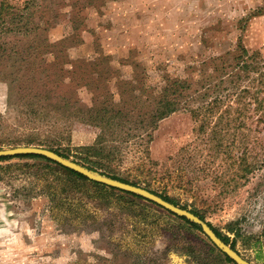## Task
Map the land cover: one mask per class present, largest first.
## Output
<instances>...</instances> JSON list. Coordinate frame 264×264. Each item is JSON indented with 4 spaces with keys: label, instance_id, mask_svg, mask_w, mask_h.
Wrapping results in <instances>:
<instances>
[{
    "label": "rangeland",
    "instance_id": "1",
    "mask_svg": "<svg viewBox=\"0 0 264 264\" xmlns=\"http://www.w3.org/2000/svg\"><path fill=\"white\" fill-rule=\"evenodd\" d=\"M6 1L18 11L29 6L31 30H0L6 144L51 141L20 117L27 101L124 108L139 120L163 78L210 73L203 62L240 40L264 61V0ZM196 126L189 113L172 114L153 133L149 153L128 149L121 169L144 162V187L202 211L244 259L264 264V166L240 180L226 154L210 158ZM96 137L78 125L72 145ZM134 201L139 206L95 197L41 158H1L0 264H234L200 230L145 199Z\"/></svg>",
    "mask_w": 264,
    "mask_h": 264
},
{
    "label": "trees",
    "instance_id": "2",
    "mask_svg": "<svg viewBox=\"0 0 264 264\" xmlns=\"http://www.w3.org/2000/svg\"><path fill=\"white\" fill-rule=\"evenodd\" d=\"M29 10L27 5L18 11L14 5L6 0L3 1L0 5V30L29 34L31 30L26 24L29 19L27 16ZM203 65L208 69L211 67V72L201 71L193 79L163 78V83L154 90L152 106L142 114L136 115L140 118L139 120L135 119L132 111L124 108L82 105L71 107L69 104L62 106L44 104L36 100L27 101L18 110L20 117L26 119L33 131L46 132L47 138L51 141H37L33 138L14 144L0 141V149L23 145L44 147L64 158H72L94 172L124 183L144 187L142 179L139 178V171L144 162L138 167L128 168L126 172L121 169L127 150L137 147L141 155L148 154L147 145L153 140V133L157 130L159 123L172 114L183 111L189 113L196 123L197 134L202 138L201 141L207 144L210 158L214 159L220 154H226V160L235 161L238 167V178L245 180L254 171L264 166V61L262 55L260 52H250L240 40L233 51L213 58L209 62L205 61ZM246 82L247 85H243ZM9 101L12 102L10 96ZM14 112L16 113L15 109ZM2 121L7 120L0 114V123ZM78 125L96 130L97 137L92 144L72 145L71 135L74 127ZM226 139H232L231 143L225 145ZM22 157L41 158L55 164L58 171L74 180L80 187H87L95 197L106 199L115 197L129 205L139 206L134 199L141 197L93 182L44 157L34 155ZM153 164L159 165V163ZM151 168L148 169V173L152 174ZM165 174H168V170ZM144 188L176 206L183 209L189 208V205H182L178 200L166 195V190L160 193L152 189L150 183ZM190 211L205 220L202 211L195 208ZM180 219L190 228L200 230V227L187 219ZM209 226L226 244L230 243L229 236L218 231L210 223ZM232 247L234 249V244ZM224 261L232 263L227 257Z\"/></svg>",
    "mask_w": 264,
    "mask_h": 264
},
{
    "label": "water",
    "instance_id": "3",
    "mask_svg": "<svg viewBox=\"0 0 264 264\" xmlns=\"http://www.w3.org/2000/svg\"><path fill=\"white\" fill-rule=\"evenodd\" d=\"M34 155L44 157L62 167H65L69 170H72L85 178L104 185L108 188H112L121 192L130 193L132 195H136L149 201L162 209L170 212L171 214L185 218L191 223L200 227V231L208 238L211 244L218 249L225 257L230 259L234 264H251L246 259H244L239 252L234 250L230 245L226 244L209 226L208 222L202 220L200 217L196 216L189 210L183 209L179 206H176L166 200H164L159 195L152 193L151 191L135 186L132 184L124 183L122 181L115 180L111 177L102 175L100 173L94 172L89 168L75 162L73 159H67L63 156L59 155L55 151L42 148V147H16V148H7L0 149V159L6 157H17V156H27Z\"/></svg>",
    "mask_w": 264,
    "mask_h": 264
}]
</instances>
